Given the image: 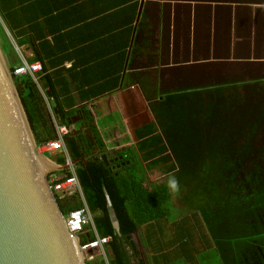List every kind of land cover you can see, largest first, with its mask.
<instances>
[{
  "label": "trees",
  "instance_id": "1",
  "mask_svg": "<svg viewBox=\"0 0 264 264\" xmlns=\"http://www.w3.org/2000/svg\"><path fill=\"white\" fill-rule=\"evenodd\" d=\"M54 8L59 9L51 5V0H0V44L4 51L7 45L12 47L7 31L18 46L31 49L29 61H42L40 85L29 75H13L37 144L55 138L53 117L66 125H70L68 120L75 112L83 118L82 127L65 135L64 143L72 160H76L84 200L72 195L60 201L64 214L87 205L94 214L97 233L111 236L105 246L108 264H135L132 236L141 227L148 242L157 249L152 264H264L262 80L232 86L227 91L210 86L165 92L160 99L157 96L163 92H153L151 82L127 72L133 77L127 83L135 81L141 85L161 134L146 143L108 150L84 101L119 87L138 0L130 3L129 17L109 18V26L117 27V32H100L92 38L96 42H91L92 48L87 47L89 52H95L91 59L81 57L77 61L73 55L76 58L69 67L64 65L66 59L76 52L86 54V48L67 51L85 38L78 41L71 33L62 32L68 23L61 21L60 16H51ZM103 20L108 18H99ZM142 24L141 19L140 30L145 27ZM67 35L70 38L65 41ZM140 46L139 39L135 40L134 54ZM93 60L97 61L91 63ZM19 63L17 58L9 68ZM95 69L101 70L96 78H108L98 86L91 82V71L97 73ZM86 81L88 88H83ZM71 83L78 87L80 105L70 94ZM165 151L171 154L173 163L161 164L165 174L151 179L147 166L151 168L166 160L161 156ZM102 154H107V159L118 158L119 166L115 161L106 164ZM147 157H152L154 163L145 165ZM56 159L61 163L64 155L56 154ZM69 173L63 169L59 175ZM170 173H175L180 182L179 195H173L167 187ZM167 228L173 237L152 241V235L163 236L168 233ZM80 236L82 241L94 237L92 225ZM172 243L178 245L175 251L168 249ZM95 259L86 260V264L106 263L102 257Z\"/></svg>",
  "mask_w": 264,
  "mask_h": 264
},
{
  "label": "crops",
  "instance_id": "2",
  "mask_svg": "<svg viewBox=\"0 0 264 264\" xmlns=\"http://www.w3.org/2000/svg\"><path fill=\"white\" fill-rule=\"evenodd\" d=\"M132 1L51 0L52 6L59 7L53 9L51 16H60L61 21L68 23L67 29L62 32L71 33L78 41L85 38L67 52L86 48V54L76 52L66 61L72 63L76 58L73 55L77 56V61L81 57L91 59L95 52H89L87 47L92 48L91 42H96L92 38L100 32H117V27L109 26V18L129 17ZM141 2L140 18L134 23L119 87L84 101L108 150L133 144L131 128L142 124L147 127L154 120L141 85L135 81L127 83L128 79H133L126 75L127 72L135 73L144 82H151L155 87L153 92H163V95L157 96L160 99L164 98L165 92H188L210 86L227 91L229 87L252 81L262 80L264 83V0H138V9ZM99 18L108 20L102 22ZM141 19V27L145 26L142 30L138 26ZM68 37L65 36V41ZM137 39L141 46L134 54L133 45ZM65 41L63 39V43ZM11 50L8 56L13 60L15 56ZM22 50L31 54L29 47ZM97 69V73L91 71L94 86L108 79L96 78L101 73ZM79 83L84 82L79 80ZM86 84L87 81L83 88H88ZM77 88L71 83L70 94L76 105H80L82 101ZM76 116L79 115L75 112L73 118ZM122 118L126 123L122 122ZM71 126L72 129L82 127L80 121ZM157 168L158 165L147 172H159ZM153 174L159 175L156 172ZM113 217L112 213L113 224L117 227ZM171 236L174 233L168 230L163 236L152 235V241L169 240ZM132 239L135 244V249L131 251L134 254L133 263L152 264L157 249L148 242L144 229L141 227L135 231ZM177 248L174 243L168 247L173 251ZM205 249L208 251L207 245Z\"/></svg>",
  "mask_w": 264,
  "mask_h": 264
},
{
  "label": "water",
  "instance_id": "3",
  "mask_svg": "<svg viewBox=\"0 0 264 264\" xmlns=\"http://www.w3.org/2000/svg\"><path fill=\"white\" fill-rule=\"evenodd\" d=\"M141 8L142 2L136 22ZM35 146L0 45V264H86L80 237L68 230L48 184V174L63 166ZM102 158L109 162L107 154Z\"/></svg>",
  "mask_w": 264,
  "mask_h": 264
},
{
  "label": "built area",
  "instance_id": "4",
  "mask_svg": "<svg viewBox=\"0 0 264 264\" xmlns=\"http://www.w3.org/2000/svg\"><path fill=\"white\" fill-rule=\"evenodd\" d=\"M15 49L20 54L21 58L19 64L14 65L11 69L9 68L11 75H29L36 82V84L40 85L38 73L42 71V61H29L24 55L22 47L18 46L16 43ZM27 55L29 56V54ZM70 65V61L65 62V66ZM42 93L45 94V91L42 90ZM54 128L55 138L45 140L39 144L36 143L35 150L42 154L51 153V160L62 165L63 168L68 170L70 173L62 176L59 175L61 170L52 171L48 174V184L59 202L72 195H79L83 199L82 187L76 174V164L70 157L64 143V136L72 131V126L55 121ZM56 154H63L64 161L61 163L57 162ZM64 218L68 230L79 237L81 233L86 230L89 224L92 225L94 237L85 241H82L80 237L79 248L85 260H92L95 256L100 254L106 264H108V254L105 246L111 239V236L99 235L97 233L93 225L92 214L86 204L82 207L69 210L67 214H64Z\"/></svg>",
  "mask_w": 264,
  "mask_h": 264
},
{
  "label": "rangeland",
  "instance_id": "5",
  "mask_svg": "<svg viewBox=\"0 0 264 264\" xmlns=\"http://www.w3.org/2000/svg\"><path fill=\"white\" fill-rule=\"evenodd\" d=\"M5 31H6V28H5ZM6 36H7V38H8V40H9V42L11 43V45H12V47L11 46H9V45H7V49H6V51H4L3 50V55H4V58H5V60H6V62H7V65H8V67L10 66V64L11 63H15V61L17 60V58H21L20 57V54L18 53V51L15 49V40L10 36V34L9 33H7V31H6ZM1 45V44H0ZM10 47H11V49H10ZM10 50H11V52H12V54L15 56V58L13 59V60H11V57H9L8 56V53L10 52ZM13 50H14V52H13ZM28 53L27 52H24V55L27 57L28 55H27ZM40 89H42L41 88V86H40ZM141 91L144 93V91H143V89H141ZM45 100H46V98H45ZM47 105H48V108H51L50 107V105H49V102L47 103ZM51 110V109H50ZM52 111V110H51ZM52 113V112H51ZM54 118V117H53ZM122 122L123 123H126L125 122V119H123L122 118ZM151 123L153 124V126H147V127H144V125L142 124V126H139V127H137V128H131V135H132V142H133V145H138L140 142L141 143H146V142H148V141H150L151 140V138H155V136H157V135H159V134H161L160 133V129L158 128V125L156 124V122L153 120V121H151ZM131 126V125H130ZM132 127V126H131ZM140 127H143V129H140ZM134 129V130H133ZM138 129H139V131H138ZM164 141V140H163ZM165 143V142H164ZM165 145H166V143H165ZM167 146V145H166ZM146 147L148 148V145H146ZM168 149V148H167ZM145 152H147V150H145ZM45 155H47L48 157H52V154L51 153H48V154H45ZM159 156V155H158ZM157 155L155 156V157H158ZM161 156H163L164 158H166V160H163L162 162H157L154 166H152V167H155V166H157L158 165V170H159V175H154L153 173H154V171H152V172H149L150 173V178L151 179H156V178H158V176H160V178H162V176L165 174L164 172H163V170H162V167H161V164H163V166H165L166 164H169V162H170V164H172L173 163V160H172V157H171V154L170 153H168L167 151H165V152H163L162 153V155ZM160 156V157H161ZM144 157V156H143ZM147 159L148 160H144L143 162H144V164L146 165V164H153L154 163V159L152 158V157H147ZM166 163V164H165ZM151 167V168H152ZM147 170L148 171H150V167L149 166H147ZM113 220H114V217H113ZM212 255H214V254H212ZM96 258V259H95ZM95 260L97 261V260H99V258H101V255L99 254V255H97V256H95ZM216 259V258H215ZM217 260V259H216ZM91 263H93V262H91ZM95 264H98V262L96 263L95 262ZM106 264V263H105Z\"/></svg>",
  "mask_w": 264,
  "mask_h": 264
},
{
  "label": "clouds",
  "instance_id": "6",
  "mask_svg": "<svg viewBox=\"0 0 264 264\" xmlns=\"http://www.w3.org/2000/svg\"><path fill=\"white\" fill-rule=\"evenodd\" d=\"M41 90V89H40ZM43 90V89H42ZM41 90V92H42ZM43 94V93H42ZM44 97L47 99V96H46V93L43 94ZM48 103V102H47ZM51 109V108H50ZM55 121H57L55 118H53V122L55 123ZM59 123V122H58ZM62 124V123H61ZM73 125V123H70V126ZM73 129H75L73 127ZM72 129V130H73ZM55 131V130H54ZM74 163H76L74 161ZM64 169V168H63ZM63 169H60V170H63ZM177 171H178V168H177ZM81 184V183H80ZM82 187V186H81ZM167 187L168 189L170 190V192L173 194V195H179L180 191H181V188H180V182L179 180L177 179L175 173H170L169 176H168V179H167ZM82 194H83V191H82ZM84 199V197H83ZM87 206V205H86ZM90 211V210H89ZM81 237V236H80Z\"/></svg>",
  "mask_w": 264,
  "mask_h": 264
},
{
  "label": "flooded vegetation",
  "instance_id": "7",
  "mask_svg": "<svg viewBox=\"0 0 264 264\" xmlns=\"http://www.w3.org/2000/svg\"><path fill=\"white\" fill-rule=\"evenodd\" d=\"M78 120L82 123L83 118L79 115V119ZM107 160H109L110 163H113L115 161L116 162L115 164L119 165V163H117L118 158H116L115 156L109 157Z\"/></svg>",
  "mask_w": 264,
  "mask_h": 264
}]
</instances>
